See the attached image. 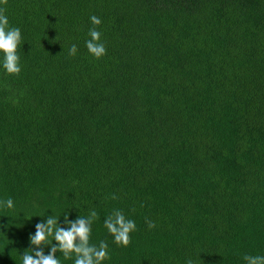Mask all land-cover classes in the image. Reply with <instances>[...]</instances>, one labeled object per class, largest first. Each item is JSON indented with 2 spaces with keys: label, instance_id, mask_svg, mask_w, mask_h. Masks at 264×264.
Returning <instances> with one entry per match:
<instances>
[{
  "label": "trees",
  "instance_id": "obj_1",
  "mask_svg": "<svg viewBox=\"0 0 264 264\" xmlns=\"http://www.w3.org/2000/svg\"><path fill=\"white\" fill-rule=\"evenodd\" d=\"M0 8L23 37L21 72L0 68V200L15 205L0 208V264L38 247L37 223L68 227L65 215L90 210V243L108 245L104 264L264 255V0ZM93 27L101 58L85 46ZM116 209L136 223L126 246L104 227ZM56 256L74 264V254Z\"/></svg>",
  "mask_w": 264,
  "mask_h": 264
},
{
  "label": "clouds",
  "instance_id": "obj_2",
  "mask_svg": "<svg viewBox=\"0 0 264 264\" xmlns=\"http://www.w3.org/2000/svg\"><path fill=\"white\" fill-rule=\"evenodd\" d=\"M2 3L4 0H0V4ZM89 19L93 25L102 23L96 15L90 16ZM89 37L90 39L85 41L88 52L96 58L103 57L107 50L101 41V32L93 27L89 29ZM22 39L21 29L12 26L8 16L0 8V68L8 74L21 72L18 48ZM69 52L70 55H76L77 46L73 44ZM14 207V201L11 198L0 200V208L13 209ZM96 216L95 210H90L87 216L80 215L75 220L65 215L64 220L68 227L61 226L57 217H49L46 221L37 223L36 231L30 236V242L38 247L25 251L22 254L21 264H61L59 257L56 256L57 251L62 252L65 259L71 258L74 254V264H104L109 256L108 245L104 241H101L98 246L90 243L92 224ZM148 224L149 227L154 226L151 221H148ZM104 227L117 244L126 246L130 242V234L136 230V223L127 218L123 211L116 209L105 217ZM53 239L57 243L52 245L51 251L45 254L39 246ZM244 260L246 264H264V255H245ZM188 264H191V261Z\"/></svg>",
  "mask_w": 264,
  "mask_h": 264
}]
</instances>
